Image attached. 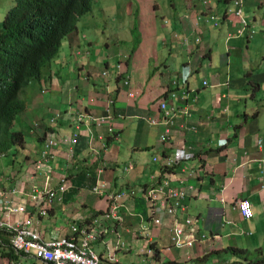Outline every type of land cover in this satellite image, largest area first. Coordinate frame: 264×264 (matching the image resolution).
<instances>
[{
	"label": "crops",
	"instance_id": "0c3cea01",
	"mask_svg": "<svg viewBox=\"0 0 264 264\" xmlns=\"http://www.w3.org/2000/svg\"><path fill=\"white\" fill-rule=\"evenodd\" d=\"M185 4L197 9L202 3L185 0ZM226 6L222 5L221 13ZM257 6H264L262 0H244L245 11L258 21L259 30L249 39L226 40L227 31L232 29L227 21L218 27L202 24L204 39L194 48L190 45L196 36L193 29L197 24L190 23L193 13H183L180 19L174 15L163 30L147 29L149 41L154 43L151 51H144L140 27L133 29L137 44L132 52L133 40L128 38L131 46L121 47L116 30L108 32L104 28L88 33V25L63 39L51 65L49 82L32 81L22 90L25 108L18 116L19 122L25 130L34 121L40 127L12 158L21 172H0V176L9 177L11 185L41 186L47 182L51 188L57 186L60 176L68 175L66 191L57 195L49 216L43 219L45 234L51 230L63 234L73 218L105 209V193L132 189L133 196L125 197L126 208L119 209L122 221H114L113 231L93 245L103 264H124L125 257L137 259L139 264H165L166 260L170 264L264 262V68L260 66L264 62V18L255 14ZM100 17L97 15V19ZM229 19L234 26L235 16ZM183 35L190 40L187 45L183 44ZM111 61L127 65V84L122 83V75L109 74ZM187 63L192 68L187 84H174L182 65ZM42 85L46 87L43 93ZM188 90L194 100L190 103L188 127L183 129L178 125L184 117L180 104L182 101L186 105L181 97ZM164 93H175L170 104L176 110L178 123L166 143L158 138L164 127L159 122L163 117L156 103ZM79 113L83 115L81 121L77 120ZM148 118H154L152 124ZM49 123L53 125L52 135L58 140L63 137V143L53 150L54 171L48 181L41 174L32 180L26 165L36 158L41 148L37 136ZM74 133V142L65 141ZM220 139L226 140L225 144L219 146ZM186 145H192L191 151L202 157V178L195 183L194 193L185 198L187 210L179 213L197 218L193 228L200 239L193 247H176L168 222L154 225L146 217L144 210L148 209V214L150 210L143 195L146 188L160 186L164 176L179 179L178 171L161 169L165 164L162 155ZM209 178L214 179L215 186L208 183ZM178 179L175 183H179ZM97 182H104L107 190L92 191ZM221 186V191L216 192ZM199 187L204 189L199 193L215 194L202 208L197 196ZM164 194L166 188L161 187L159 195ZM239 198H247L252 204L249 219H242L234 206ZM110 223V219L103 222ZM187 229L184 236L194 237ZM230 248L244 249L246 254L232 255ZM0 264H6L4 258L0 257Z\"/></svg>",
	"mask_w": 264,
	"mask_h": 264
},
{
	"label": "built area",
	"instance_id": "2783aa9c",
	"mask_svg": "<svg viewBox=\"0 0 264 264\" xmlns=\"http://www.w3.org/2000/svg\"><path fill=\"white\" fill-rule=\"evenodd\" d=\"M188 74L189 70H185L173 83L185 85ZM183 94V98H185L187 94ZM159 108L163 112L165 131L169 132L175 121L176 110L165 100L159 103ZM183 108V111L186 110L185 113L190 116L188 109ZM101 138L98 136V139ZM166 138L167 135L165 137L162 135L163 140ZM60 141L54 136L47 138L41 157L46 160L51 154V149ZM71 141L74 142L75 138ZM104 146H106L105 141ZM181 151L176 149L172 156L162 155L164 163L167 165L177 164ZM53 156L54 153L50 157ZM67 179L68 175L63 174L55 188L32 185L28 192L23 188L4 186L0 179V234L9 233L7 235L8 247L17 256V259L13 260L4 258L6 264H30L31 261L37 260L42 264H103L93 245L113 231L114 221L122 220V215L119 214L122 194L105 193L107 206L102 210L101 215L91 213L80 219L75 217L70 221L69 228L65 233L59 234L57 231L52 233L53 230H51L47 235L43 229V219L49 216V209L57 195L66 191ZM166 181L169 182V180ZM106 188L104 182H97L93 185L92 191L105 192ZM157 195H159V188H150L146 193V196L153 200L154 205ZM167 196L172 200L171 206L177 208L180 199L184 196V191L180 187H169ZM16 197H20L22 202H17ZM163 198L168 200L164 196ZM172 207L168 209L169 212L173 211ZM237 207L242 216L250 217L252 215L248 200L238 201ZM154 209L156 211L159 207ZM108 219L112 220V223L103 224ZM185 222L190 224L191 220L187 218L184 220ZM182 229L183 225H177V223L172 227L171 240L173 244L176 247L185 245L193 247L192 242L199 239L196 237L183 238ZM0 243L4 246L1 238Z\"/></svg>",
	"mask_w": 264,
	"mask_h": 264
},
{
	"label": "trees",
	"instance_id": "16d2710c",
	"mask_svg": "<svg viewBox=\"0 0 264 264\" xmlns=\"http://www.w3.org/2000/svg\"><path fill=\"white\" fill-rule=\"evenodd\" d=\"M91 1L80 0V6L74 11L89 9ZM215 1L217 3H202L200 8L196 6L202 12L201 17L206 18L209 24H221L224 19L217 9L219 5L230 3V0ZM254 8L264 18V6ZM74 11L68 15L57 11L52 0H15L12 9H8L0 18V153L7 151L14 144H22L21 134L11 129L13 118L15 119L25 106L19 92L30 80L47 78L45 70L58 53L61 39L75 29ZM243 12L247 24L243 25L237 21L235 25L239 28L245 27V34H250L252 38L255 35V16L244 8ZM190 21L192 25L197 23L196 29L203 24V21L197 20V16ZM136 39L132 51L136 47ZM177 167L178 164L172 163L164 164L161 169L167 171L172 168L176 173ZM173 178L164 176L162 179ZM173 212L176 219L178 218L177 225H183L182 237L187 239L188 237L184 236L185 228L187 229L185 216L174 207ZM7 235L8 232L0 234L4 244L3 246L0 243V256L8 260L17 259L8 247ZM230 251L235 256L246 254L245 250L240 248H230ZM164 263L170 264L167 260Z\"/></svg>",
	"mask_w": 264,
	"mask_h": 264
},
{
	"label": "clouds",
	"instance_id": "9594fccd",
	"mask_svg": "<svg viewBox=\"0 0 264 264\" xmlns=\"http://www.w3.org/2000/svg\"><path fill=\"white\" fill-rule=\"evenodd\" d=\"M6 1H10V6H9L8 9H12V7L15 5V0H6ZM12 1H13V3H12ZM52 2L56 5L57 11H60V12H62L64 14H66V15H68L69 12L76 10L80 6V3H81L80 0H52ZM201 3L213 4L211 0H203ZM262 3H264V0H262ZM211 8H213V7H211ZM243 8H244V0H230V3L225 7L223 13H221V15L223 16L224 21L229 22L230 26L232 27V29L227 31V33H226V37H225L226 40H230V39H234V38H241V37L246 38V39L250 38V36H251L250 34H248V33L245 34V27H240L239 28L236 25L233 26V23L229 19L231 17V15L233 14L235 16V19H236L235 23L237 21H239V22L243 23V25H246L247 22H246L245 18L243 17V14H244ZM194 9H196V8H192L191 7L190 9L186 10L187 12H185V11L183 12L182 11V13H187L188 16H189V14L193 13ZM197 12H198V14L195 15V16H197V20L203 21V24H205V25L208 24V25L215 26V27L216 26L218 27L220 25V24H209L206 18H202L201 17L202 12L198 11V10H197ZM240 12H242V14H240ZM101 13H102L101 0H92L89 9H87L85 11H81V10L80 11H74L73 15H74V20L76 21L75 22V29L73 31H71L70 33H68L67 35H70V34L76 32L80 28H86L88 25H90V24H92L94 22H98L100 19H97V15L101 16ZM255 14H258L257 11H255ZM194 18L195 17H190V19H194ZM190 23H191V21H190ZM0 25H1V21H0ZM191 25H192V23H191ZM256 25H258V21L255 18V26ZM199 29L200 28H198V29L194 28L193 29V30L196 31V36L195 35L193 36L194 37L193 38V43H198L199 44V42L201 43V41L204 39L202 37V35L200 33H198ZM256 30L257 29H255V33H256ZM67 35H65L61 39L60 46H61V43H62L63 39ZM183 38H184V41L186 43L185 45L190 43V40H189V38L186 35H183ZM132 48H133V46L131 47V51L130 52H132ZM59 50H60V47H59ZM59 50H58V53H59ZM58 53L51 59L48 67L45 70V74L47 75V78H41L40 80H30L28 83H30L32 81L39 82L41 80H44L45 82L48 83L49 79H51V71H50L51 70V65H52L53 61H55L54 58L55 57L57 58ZM118 64L120 66L119 71H117ZM121 65H122V62H120V63L117 62L115 64L112 63L111 68H110V72H112V73H109V74H114L115 75L116 71H117V77L122 75V77H121L122 78L121 79L122 83L127 84L129 82V77H128L127 70H126V69H128V67H127L126 64H123L122 66ZM185 70H189V74L187 76V81H188V78L190 77L191 71H192V68H190V65L188 63L182 65L181 70H180V76H181V73L184 72ZM105 73L107 74V72H105ZM105 73L103 72V74H105ZM187 81H186V84H187ZM206 83L207 82L205 81L203 83V85H206ZM45 88L46 87L44 85H42V87L40 89V92L43 93L45 91ZM23 89H24V87L20 90L19 97H20L21 100H23V102L25 104V100L22 97V94H23L22 90ZM183 93L187 94V96L185 98L181 97V99H185L186 105L184 106L182 101H181L180 106L181 107H186L188 109V112H190V116L185 113L186 110L183 111V116L184 117L182 118V120L180 121L179 124L177 123V119H176V116H175V121H174L173 125H171L169 132H166L165 131L166 128L164 127L163 112L161 111L163 119L161 121H159V122L164 127L163 128V132L158 135V138H159V140L161 142L166 143V142H168L171 139V137H170L171 129L175 125L178 124L179 126H182L183 129H187V127H188L187 122H188V119H190L191 115H192V112H191V109H190V103H192L194 99L190 96L189 90L186 91V92H183ZM183 93H182V95L184 96ZM172 94L173 93H171V96H172ZM174 95H175V93H174ZM171 96L168 93H164L163 94V98L159 99V101H158V104H157L158 108H159V103L162 100H165L168 105H172V104H170L171 103V101H170ZM24 108H25V106H24ZM24 108H23V110H24ZM19 114L16 116L15 119L13 118L12 124H11V129L13 131L18 132V133L21 134L22 144H14L7 151H5L3 153H0V155H2V156L10 154V155H12V158H15L17 156V154L20 152V150H22L25 147V145H26V139L24 138V133H27L28 136L32 135L35 132V130H37L40 127V123L34 121V122H32L29 125V128L25 130L21 126V124L19 122V119H18ZM77 117H78L77 120H79V121H81L83 119V115L81 113H79L77 115ZM51 119H52V121H54L55 117H52ZM153 121H154V118H148V123L149 124H152ZM17 124H19V127L17 126ZM52 128H53V125L49 123V127L45 128V130L41 134H39L37 136L36 142L39 144V146H41V148L37 149L36 158L33 159L32 161H29L27 163V165H26L27 174L31 175V179L32 180L35 179L36 175L41 174V175L45 176V181H48L49 175L54 171V167L51 165V162L54 160L55 154H54L53 157H50V156L54 153L53 150L55 149V147L57 145L51 149V154L49 155V157L46 160L41 157V153H42V151L45 148L44 144L46 142V139L51 137V136H53L52 135L53 132L51 131ZM76 135H77V133H74L71 138H68V139L66 138L67 141L68 142H72L71 139L75 138ZM162 135H164V137H165V135H167V138L165 140H163L162 139ZM171 135H172V133H171ZM54 137L56 138V136H54ZM60 140H61L60 143H63V137H61ZM225 142H226V140L220 139V140H218V145L221 146V145L225 144ZM257 144H258V146H260L259 139L257 140ZM105 145H106V142H105ZM191 148H192V145H186V146H182V147H175L174 150L171 153L164 154L165 156H172L176 149L182 150L180 155H179V162L177 163L178 164L177 171H178V173L180 171H184L186 173L185 177H179V179L175 178L173 180H169V182H167L166 179H161L160 180V186H158V187L151 186V187H148V188H146L144 190L143 199L145 200V202L147 204V207L150 210V212H149L147 217L151 218L150 222H152L154 225H159L161 223L164 224L165 221H167L168 224L171 226V230H172V227L174 226V224L178 220V218L176 219L175 213L173 211H171V212L168 211V209L170 207H172L171 206L172 200H171L170 197L167 196L169 187H180L184 191V196L180 199V202H179L180 204L176 208V210H177V212L186 211L187 210L186 209V205L184 204L185 198L187 196L192 195V193H194V191H195V183L199 179L202 178V168H203V162L201 161L202 157L199 158L195 153H193L191 151ZM13 170H15V173L18 174L19 172H21V167L18 165L16 167V169H13ZM100 170L102 172V169H100ZM0 179L2 180V183H3L4 186L23 188V189H25L26 192H28L30 190V189L28 190L27 187L31 188L32 185L40 186V185H37V184H32V185H30V184L11 185L10 181H9V177H7V176H0ZM177 179L179 180L178 181L179 182L178 185L172 183L174 180H177ZM10 180H12V178H10ZM208 183L215 186V181H214L213 178H209L208 179ZM40 187H50V186L48 185L47 182H45ZM161 187H165L166 188V194L157 195V198L154 200V203H155V205H154L153 204V200H150L146 196V193H147V191L150 188H159V191H160ZM221 189H222V186L219 188V191H216V192H220ZM106 190H107V188L105 189V191ZM199 191L203 192L204 189L202 187H199L198 193H197V196L200 199V207L202 208L203 206L207 205L206 203H208L209 201H211V199H213L215 197V194L211 195V194L207 193V195H206V194H203V193H199ZM110 194H113V195L122 194V197L120 199V202H121V206L120 207H125L126 208L125 197L131 198L133 196V194H134V190L130 189L129 191H121V193L111 192ZM163 196L165 198H167L168 200H164ZM242 199L248 200L249 203H250L251 209L253 208L249 199H247V198H239V199H237L235 201L236 204L234 205L235 208L239 211V213H240V210L237 207V203H238V201H240ZM155 207H159V209H157L155 211V209H154ZM92 213L97 214V215H101L102 214V210L101 211H97V212H92ZM240 216H241L242 219H249L252 215L250 217H244L240 213ZM187 218H189L191 220L190 224H187V227L195 235L194 237L200 239L199 232L197 231V229L193 228V224L195 222H197V218L195 216H191V215L187 214V212H186L185 220ZM122 219H123V217H122ZM140 228H144V227L141 226ZM114 230L116 231V233H118V231L116 229H114ZM144 236L147 237V235H144ZM147 251L149 252V250H147ZM257 263H259V262H257ZM260 264H264V262H260Z\"/></svg>",
	"mask_w": 264,
	"mask_h": 264
},
{
	"label": "rangeland",
	"instance_id": "374dc122",
	"mask_svg": "<svg viewBox=\"0 0 264 264\" xmlns=\"http://www.w3.org/2000/svg\"><path fill=\"white\" fill-rule=\"evenodd\" d=\"M192 2L194 0H191ZM202 2L203 0H196ZM212 3H215L214 0H211ZM13 3V1H12ZM10 6V1L0 0V17H2ZM193 5L186 6L185 0H101L102 13L101 18L98 22H94L88 26V33H93L97 29H107V31H114L120 33L119 45L121 47L131 46L128 38H131L132 46L137 37V32L133 29L140 27V30L144 37V51H151L154 49V43L149 41V35L146 30L150 28L163 30L165 26H169L170 22L173 21L174 15L179 19L181 17L182 11L187 12L186 10L190 9ZM221 7L218 10V13H221ZM193 14L197 15L198 12L196 9L193 10ZM242 14V12H240ZM258 25L255 26V29L259 30ZM130 27L132 28L130 32ZM136 27V28H135ZM198 33L204 38L205 31L199 29ZM194 38V37H193ZM111 45L114 42L108 41ZM200 43V42H199ZM198 43H190L191 46L195 47ZM56 60V57L54 58ZM121 62V61H120ZM119 62V63H120ZM112 64V61H111ZM261 68H264V62L261 63ZM120 66L118 64L117 71H119ZM117 71L115 76H117ZM24 98V94H22ZM156 97H152V100H156ZM159 99L157 100L158 104ZM24 138L27 140L28 134L24 133ZM18 164L12 161V155H0V172L5 174L10 173L13 169H16ZM180 177H185L186 173L184 171L179 172ZM17 202H22L20 197H16ZM136 207L139 206V202L135 201ZM142 205V204H140ZM143 206V205H142ZM146 217L148 216V209L144 210ZM195 241L192 242L194 244ZM135 252V251H134ZM124 258V255H122ZM126 261L124 264H139L137 259L129 260L128 257H125ZM38 263H41L37 260ZM123 262V260H122Z\"/></svg>",
	"mask_w": 264,
	"mask_h": 264
}]
</instances>
